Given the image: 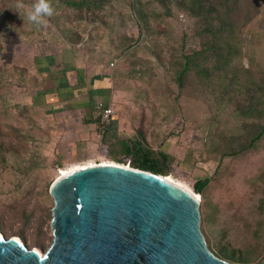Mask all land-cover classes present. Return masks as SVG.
<instances>
[{
    "label": "rangeland",
    "instance_id": "rangeland-1",
    "mask_svg": "<svg viewBox=\"0 0 264 264\" xmlns=\"http://www.w3.org/2000/svg\"><path fill=\"white\" fill-rule=\"evenodd\" d=\"M147 1L114 0L104 11L106 24L98 23L94 25L96 31H89L91 28L81 23V29L79 25L77 29L85 32L87 39H107V48L123 47V53L128 51L126 36L135 34L139 41L138 50L147 57L146 71H153L160 78V94L165 98L161 102L163 105L168 103L167 97L175 102L177 114L183 118L181 126L174 129L173 120L168 118L169 112L165 108L166 121L159 122L160 126L155 129L159 134L158 142L167 144L171 139L175 145L174 155L168 153V145L162 148L170 156L171 178L194 194H197V181L209 180L202 190V198L199 196V227L206 246L213 248L220 241L221 234L226 233V240L243 251L249 264H264V135L249 150L229 155L241 143L231 140L239 129L236 115L231 114L221 99L212 101L207 98L199 84L191 85L190 82L189 86L179 88L172 79L169 66L160 59L198 48L194 38L196 19L175 4H171L167 13L157 3ZM243 1L239 0L235 15L237 22L245 19L244 9H241ZM16 2L0 0V126L4 133L19 140L18 150L8 154L7 167L0 176V221L4 220V233H0L6 238L15 235L12 238L24 243L28 249H36L41 255L53 240L51 215L42 227L44 248H41L33 247L36 237L32 226L20 229L19 211L26 207L32 209L33 205L41 207L35 214L37 221L47 212L51 214L54 199L49 188L60 172L105 161L116 164L112 161V153L119 150V145L109 143L108 134L100 136L101 133L93 134L95 131L88 129V138L82 141L86 143L76 145V150L72 145L69 151L67 142L75 141L74 133L59 137L55 129L43 127L42 118L31 116V92L42 76L34 71L32 64H28L27 57L30 58L32 52L37 55L60 52L58 43L69 42V30L74 25H67L70 11L57 7L46 27H32L20 17L27 9L20 10L19 14ZM34 2L23 0L27 6ZM52 2L56 7L57 0ZM254 12L251 20L240 27L239 35L244 42L243 64L261 80L264 78V0L257 1ZM135 74L140 75L139 72ZM34 110V115H43V108ZM140 131L144 133L142 129ZM144 135L149 145L151 137L148 133ZM182 136L188 137L186 141L181 139ZM107 147H110L109 153ZM119 157L122 159L120 165L129 167L130 157L122 153ZM11 207L15 209L9 224L4 211Z\"/></svg>",
    "mask_w": 264,
    "mask_h": 264
},
{
    "label": "water",
    "instance_id": "water-1",
    "mask_svg": "<svg viewBox=\"0 0 264 264\" xmlns=\"http://www.w3.org/2000/svg\"><path fill=\"white\" fill-rule=\"evenodd\" d=\"M166 177L116 165L59 179L48 250L0 233V264H231L206 246L199 204Z\"/></svg>",
    "mask_w": 264,
    "mask_h": 264
},
{
    "label": "trees",
    "instance_id": "trees-1",
    "mask_svg": "<svg viewBox=\"0 0 264 264\" xmlns=\"http://www.w3.org/2000/svg\"><path fill=\"white\" fill-rule=\"evenodd\" d=\"M112 1L114 0H57L55 8L61 7L70 11L67 25L85 23L89 28H92L98 23L106 24L103 14L107 5ZM149 1L157 3L167 13L171 4H175L187 10L188 14L196 19L197 29L194 32V38L197 40L198 48L190 49L189 53L162 56L160 59L169 66L172 79L179 88L189 86L190 82L191 85L199 84L207 93V98L212 101L221 99V102L227 104L231 114L236 115L239 129L235 131L237 136H231V140L234 142L238 140L241 143L229 155H238L249 150L264 135V78L260 80L244 66L242 60L244 42L239 31L240 27L255 15L254 10L258 0L243 1L241 9H244L243 17L245 19L241 22H237L235 18L238 6H240L239 0ZM71 27L67 40L70 43L78 44L84 36L78 29L77 32H74V26ZM138 34L141 35L140 29ZM135 37V34L130 33L126 36L127 49L139 43ZM100 123L99 121L98 127H101ZM138 132L136 140L118 142L119 150L112 153V161L120 165L122 159L119 155L122 153L130 157L129 167L155 175L167 176L170 171V156L162 151L152 150L144 133L140 130ZM18 142V138L4 133L0 126V176L7 167L8 154L18 150ZM107 148L109 153L110 147ZM208 183V179L195 183V191L200 197L203 188ZM14 209L11 207L4 211L9 224L12 223ZM40 209L41 207L33 205L32 209L26 207L19 211L20 229L32 226L36 237L34 239L36 245L33 247L44 248L42 227L51 214L47 212L37 221L35 214ZM0 232L4 233V220L0 221ZM13 236L15 235L9 237ZM226 236V233H222V240L220 239L213 248L210 246L208 248L217 258L228 263L249 264L243 256V251L227 241ZM40 241L42 244H39Z\"/></svg>",
    "mask_w": 264,
    "mask_h": 264
},
{
    "label": "crops",
    "instance_id": "crops-1",
    "mask_svg": "<svg viewBox=\"0 0 264 264\" xmlns=\"http://www.w3.org/2000/svg\"><path fill=\"white\" fill-rule=\"evenodd\" d=\"M78 27L81 29L82 25ZM92 29L96 31L94 27L89 31ZM74 30L77 32V23ZM106 40L87 39L84 36L78 44L59 42L60 52L39 55L32 52L27 62L33 65L32 68L42 79L31 92L32 108L29 113L35 119L42 118L43 127L55 129L59 137L74 133L76 139L73 143L67 142L68 150L72 145L76 150V145L86 143L82 141L86 139L88 129L95 131L93 134L101 133L100 136L108 134L109 143L113 144L136 140L139 134L137 130L142 129L151 137L149 145L152 150L160 149L166 153L162 148L168 145V153L174 155L176 149L173 141L166 140L167 144L158 142L159 134L155 129L166 121L165 108L169 112L168 118L173 120L174 129L181 126L183 118L177 114L176 103L167 97L169 102L163 105L165 98L160 94V78L153 71H146L147 57L138 50L139 43L123 53V47L117 49V45L107 48ZM111 62L114 63L112 67ZM137 72L140 75L137 76ZM99 103L113 109L108 123L101 121L102 112L97 109ZM166 104H169L168 107H163ZM40 107L44 110L43 115H34V108ZM99 121L101 127H98ZM187 138L181 137L185 141Z\"/></svg>",
    "mask_w": 264,
    "mask_h": 264
},
{
    "label": "clouds",
    "instance_id": "clouds-1",
    "mask_svg": "<svg viewBox=\"0 0 264 264\" xmlns=\"http://www.w3.org/2000/svg\"><path fill=\"white\" fill-rule=\"evenodd\" d=\"M15 8L19 14L20 10L27 9L20 17L24 23L36 28L46 27L48 19L56 14L52 0H35L30 6L25 5L23 0H17Z\"/></svg>",
    "mask_w": 264,
    "mask_h": 264
},
{
    "label": "bare ground",
    "instance_id": "bare-ground-1",
    "mask_svg": "<svg viewBox=\"0 0 264 264\" xmlns=\"http://www.w3.org/2000/svg\"><path fill=\"white\" fill-rule=\"evenodd\" d=\"M95 166H116V164H113V163H111L109 161H105V162H101L99 165H97V164H91V165H84V166H76V167H73V168H69V169H66V170H62L60 172L59 176L54 180V182L58 181L59 179L66 178V177L72 175L73 173H75L76 171H79L81 169H85V168H89V167H95ZM126 167H128V166H126ZM128 168H130V167H128ZM166 180L167 181H170L172 184H174L175 186L179 187L180 189L186 191L193 198V200L197 204H199L200 199H196V197H199L197 194H194L189 189L184 188L181 185L177 184L171 177H166ZM15 240L20 243V241L18 239H15ZM37 254L41 258L42 254L40 255L38 252H37Z\"/></svg>",
    "mask_w": 264,
    "mask_h": 264
},
{
    "label": "built area",
    "instance_id": "built-area-1",
    "mask_svg": "<svg viewBox=\"0 0 264 264\" xmlns=\"http://www.w3.org/2000/svg\"><path fill=\"white\" fill-rule=\"evenodd\" d=\"M114 65L113 62L110 63V66L112 67ZM97 109L101 110V121L103 123H108L111 119V115L114 113L112 108L105 107L102 103H99L97 105Z\"/></svg>",
    "mask_w": 264,
    "mask_h": 264
},
{
    "label": "snow or ice",
    "instance_id": "snow-or-ice-1",
    "mask_svg": "<svg viewBox=\"0 0 264 264\" xmlns=\"http://www.w3.org/2000/svg\"><path fill=\"white\" fill-rule=\"evenodd\" d=\"M196 199H199V197H196Z\"/></svg>",
    "mask_w": 264,
    "mask_h": 264
}]
</instances>
